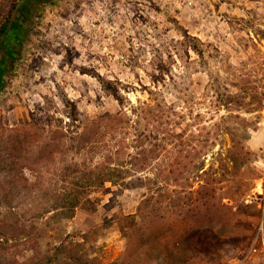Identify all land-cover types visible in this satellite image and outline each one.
<instances>
[{"label": "rangeland", "instance_id": "1", "mask_svg": "<svg viewBox=\"0 0 264 264\" xmlns=\"http://www.w3.org/2000/svg\"><path fill=\"white\" fill-rule=\"evenodd\" d=\"M31 34L0 264H264V0H61Z\"/></svg>", "mask_w": 264, "mask_h": 264}, {"label": "trees", "instance_id": "2", "mask_svg": "<svg viewBox=\"0 0 264 264\" xmlns=\"http://www.w3.org/2000/svg\"><path fill=\"white\" fill-rule=\"evenodd\" d=\"M60 4L61 0H7L6 10L0 16V102L11 92L5 91L6 76L28 75L31 71L30 55L36 46L30 40L35 22L40 25L45 19L46 10H52ZM28 6L34 8L30 13ZM190 37L195 49L204 45L199 37ZM106 89L116 99H120L117 86L108 82Z\"/></svg>", "mask_w": 264, "mask_h": 264}]
</instances>
